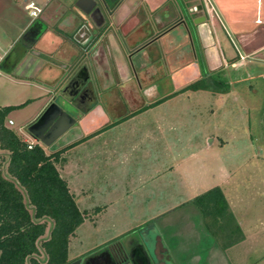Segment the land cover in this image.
<instances>
[{
	"label": "crops",
	"instance_id": "crops-1",
	"mask_svg": "<svg viewBox=\"0 0 264 264\" xmlns=\"http://www.w3.org/2000/svg\"><path fill=\"white\" fill-rule=\"evenodd\" d=\"M205 1L208 4V9L204 7ZM72 2L73 0H0V69L4 71L6 78L11 77L16 80L9 79L18 89L32 91L29 96H27L28 92L25 93V96L29 97L27 99L17 96L16 98H21L23 101L25 99L24 102L28 105L36 106L32 114L35 119L63 85L68 67L72 66L79 53L77 51L78 41L83 38L80 36L82 31L78 28V22L73 19L71 13L69 5H72ZM166 2L170 5L171 10L165 13V17H161L162 13L161 11L158 13V10L167 4ZM28 3H34L41 9L37 17L33 18L29 15ZM198 4H202L201 10L197 8L198 12H188V21H185L184 25L177 23L181 8L187 7L190 11ZM144 8L150 10L152 14L158 13L157 17L155 16L156 19L152 18L151 22H148L145 19L143 21L136 18V13L141 12ZM118 11L121 13L120 18L113 24L116 30L110 32L107 37L108 49L103 46L96 57L94 56L96 60L98 59L99 77L97 76L98 81L96 80L94 89L91 88L79 102L81 113L74 125L78 127L73 128L74 131H69V129L64 133L55 144L53 143L54 145L50 146L48 152L43 149L46 154H50L81 140L66 151L67 153L72 151L73 154L72 180L63 177L61 174L63 170L61 172L59 170V172L67 182L69 190L70 186H73L71 194L76 205L78 202V204L82 203L83 206L78 209L87 212L86 218L80 226L87 221V224L93 228L103 226V221L108 216L106 213L110 209V204H105L101 208L96 205L86 206L87 201L92 199L91 196L94 193L95 173L103 168L123 169V165L127 162V152L124 151L123 144L114 142L116 140L114 137L106 135V131L118 126L121 121L114 120V123L107 124L109 118L101 105H96L100 90H109L115 85L128 86L131 82L133 72L127 66L130 64L123 62V54L130 57L129 53L139 48L140 51L138 50L135 56L139 59V73L145 74V80L158 75L160 64H157L163 58V65L168 68L164 74L170 75V80L173 79L174 82L179 80L180 84L183 83L178 89L200 79L204 67L201 69L198 64L199 60L203 64L206 61L209 72L217 73L220 70L224 73L227 71L228 75L245 69L252 58H256L254 60L256 63L264 64V0H124ZM65 16L67 18L64 20ZM203 18L204 20H202ZM196 20L199 22L194 24L193 21ZM118 31H122V33H118ZM87 34L84 35L87 36ZM149 44V47L142 49L143 45ZM153 82V80H149L143 86V92L145 91L143 98L147 103L141 112L154 108L176 96V93L170 96L174 92L168 93L166 88L158 91V84H152ZM161 99H163L162 102L150 106ZM7 106L17 105L2 107ZM152 122L153 130L148 131L143 137L145 140H152L153 144L159 143L163 135L161 132L163 126L160 122L164 121L158 117L156 121ZM170 126L173 125L170 124ZM170 126L169 129H171ZM23 141L29 143L26 139ZM209 144L212 145L213 140H210ZM135 149L144 154V158L150 161L145 164L153 169V175H149L148 179L142 178V183L139 184L142 191H145L144 187L150 188L145 191L147 197L145 200H159L162 171L168 172V184H172L176 188L175 196L173 199H169L170 201L178 199L187 201V198L183 197L193 195V187L196 183H191L190 173L191 161L195 160L196 156L191 152V149L179 163L176 159L181 158L179 156H182L184 151H174L176 158H167V162L162 163L160 156H151L152 154L159 155L161 153L159 148L139 146ZM2 154L0 151V155ZM171 159L174 160L170 164ZM65 164L64 160L62 167L64 165V169L67 170L68 166ZM187 183L188 186H186ZM199 188L198 184L194 190L199 191ZM207 190L194 193L200 195ZM102 192L110 193L108 190ZM176 193L178 194L176 195ZM127 195L126 193L125 196ZM105 199L107 200V197ZM88 209L89 211H87ZM152 217L150 215L149 219ZM149 225L147 222L143 226L149 228L144 235L145 241L141 237L140 239L128 237L124 239L123 243L104 246L101 251L93 252L87 257L94 260L104 255L106 260H109V257L114 260L119 253H124L129 256V264H132L130 258L133 259L134 264H180L183 258L176 254L172 244L165 241L162 232L150 231ZM74 237L77 238L75 233L71 238ZM214 243L217 246V241L214 240ZM69 251L70 248H68V255ZM215 257H218V254H215ZM68 260L75 261V259L70 260L69 256ZM210 263L212 262L210 261Z\"/></svg>",
	"mask_w": 264,
	"mask_h": 264
},
{
	"label": "rangeland",
	"instance_id": "rangeland-1",
	"mask_svg": "<svg viewBox=\"0 0 264 264\" xmlns=\"http://www.w3.org/2000/svg\"><path fill=\"white\" fill-rule=\"evenodd\" d=\"M204 7L208 9L206 1ZM141 12L144 15L138 13L136 18L151 22L150 10L144 8ZM122 56L123 62L131 67L130 57ZM160 60L157 64H160L158 75L148 77L145 82L142 79L145 74L138 73L137 77L133 75L128 86L115 85L109 90H100L99 104L109 118L107 124L114 123V120L121 121L118 126L106 131V135L114 137V142L123 144L127 162L123 169L103 168L95 173L94 193L86 206L101 208L110 204L106 213L108 216L103 221L105 224L102 222L103 226L93 228L86 221L75 231L77 238L69 240V259H83L101 251L104 246L123 243L128 237H141L145 241L144 235L149 228L143 226L148 222L150 231L162 232L165 241L171 243L176 254L183 258L180 264H207L210 261V264H264V64L256 63V58H252L245 69L228 75L227 71L223 73L220 70L211 73L206 61L204 64L200 61L199 66L204 70L199 80L206 89L180 92L178 87L183 83L170 80V75L164 74L168 68L163 65V58ZM6 77L0 69V108L6 105L24 106L10 112L5 125L20 139L38 144L48 152L50 146L35 142L24 132L25 126L35 120L32 114L36 106L28 105L21 98L26 97L27 92L29 96L32 91L18 89L11 82L16 80ZM149 80L157 81L168 93L174 92L176 96L141 112L147 103L141 88ZM214 81L218 84H213ZM137 92L138 95H134ZM74 114L78 116L80 113ZM138 114L141 116H136ZM158 117L164 121L160 122L163 135L159 143L153 144L152 140H145L143 136L153 130L152 121ZM9 120L13 122L12 126L8 125ZM75 127L78 126L71 127L69 131H74ZM210 140H213L212 145L209 144ZM139 146L159 148L161 153L151 156H160L162 163H166L167 158H174V151L180 150L184 153L176 159L179 163L191 149L196 156L191 161V183L196 184L193 195L183 197L187 201L169 200L175 196L176 188L168 184V172L165 171L160 176L159 200H145V191L150 188L144 187L145 191H142L139 184L142 178L148 179L149 175H153V169L145 164L150 161L144 158V154L135 149ZM64 155L68 168L65 170L64 165L62 167L60 164L58 169L60 172L63 170V177L71 181L73 154L70 151ZM2 156L7 157V153ZM198 184L201 189L195 191ZM214 187H220L224 193L239 229L226 238L218 235L215 240L217 246L214 238L206 232L200 212L191 203V198L199 194L194 192ZM104 190L110 193L104 194ZM78 203V208H81L82 203ZM150 215L153 216L151 219ZM50 226L47 223L43 238H47ZM37 258L39 261L46 260L42 250Z\"/></svg>",
	"mask_w": 264,
	"mask_h": 264
},
{
	"label": "trees",
	"instance_id": "trees-1",
	"mask_svg": "<svg viewBox=\"0 0 264 264\" xmlns=\"http://www.w3.org/2000/svg\"><path fill=\"white\" fill-rule=\"evenodd\" d=\"M202 89L206 87L197 80L180 92ZM23 106L0 108V151L7 153V157L0 155V264H69V240L87 212L78 209L58 165L65 160L63 154L81 140L50 154L38 144L28 148L5 125L8 114ZM191 203L214 240L218 235L225 237L239 230L219 187L196 196ZM47 223L51 228L47 238H43ZM41 250L45 262L37 258Z\"/></svg>",
	"mask_w": 264,
	"mask_h": 264
},
{
	"label": "water",
	"instance_id": "water-1",
	"mask_svg": "<svg viewBox=\"0 0 264 264\" xmlns=\"http://www.w3.org/2000/svg\"><path fill=\"white\" fill-rule=\"evenodd\" d=\"M69 6L75 21L78 22L79 29L85 28V26L90 29V23L96 24V20L100 19L101 13L96 8L95 0H73L72 5ZM200 9L201 7H199ZM191 12H196V9L190 10ZM193 22L195 24L199 21ZM96 26L99 27V25ZM98 48H101V45ZM97 76L98 72L93 55L82 56L78 53L72 66L68 67L63 85L38 117L25 126L24 132L35 142L46 147L55 143L76 124L79 115L76 116L74 112L81 113L79 102L88 94V90L94 89L96 80L98 81ZM143 93L145 94V91ZM107 261L117 264L110 257ZM130 262L134 264L132 258H130ZM69 264H80V260Z\"/></svg>",
	"mask_w": 264,
	"mask_h": 264
},
{
	"label": "flooded vegetation",
	"instance_id": "flooded-vegetation-1",
	"mask_svg": "<svg viewBox=\"0 0 264 264\" xmlns=\"http://www.w3.org/2000/svg\"><path fill=\"white\" fill-rule=\"evenodd\" d=\"M95 1H96V8L101 13L100 14L101 16H100L99 20H96V24L93 22L90 23L91 29L86 28V26H85V28H80V31H82L83 35L85 33H88L87 36L86 35L83 36V35H81L82 34L81 33L80 36H82L83 39L78 41L77 51L82 56H86L87 54H89L90 56L93 55V57L94 56L96 57V55L100 52V49H101V48H98L99 45H101V47H103V46L107 47L108 46V38H107L108 34L110 32H113L114 30H116L115 27H113V24H114V22L118 21L120 18L121 13L118 11V8L121 5L122 1H124V0H95ZM199 7H201V9H202V7H203L202 4H200V5L198 4V6L193 7L190 10L196 9V12H198L197 8H199ZM181 9L182 10L179 11L180 14H179V17H177L176 21H177V23L179 22V23H182L184 25L188 21V15H189L188 12H190V11H189V9H187V7L181 8ZM170 10H171V7L167 3V4L163 5V7L160 8V10H158V13L161 11V13H162L161 17H165V13L169 12ZM138 13L140 14L142 12L138 11L136 14H138ZM155 13L150 14V19H152V18L156 19L158 13H156V14ZM67 16H65L64 20L67 18ZM95 17H96V14H95ZM73 19L75 20L74 17H73ZM96 25H99V27H97ZM118 33H122V31H118ZM143 46L144 47H142V49L149 47L150 44L149 45H143ZM107 49H108V47H107ZM149 49L150 48H148V50ZM138 50H139V48L135 49L129 53V55L131 57H133L130 60L131 61V67L130 68L132 69L133 75L135 77H137V74L140 72L138 70L139 59L135 56V54L138 52ZM149 51H151V50H149ZM95 57H94V61L96 62V68H97L99 66L97 64L98 59L96 60ZM189 58H190V55H189ZM199 62H200V60H199ZM198 64H200V63H198ZM97 70H98V68H97ZM142 79L145 82V76H143ZM155 83L157 84V81H154L152 84H155ZM138 85H140V84L138 83ZM163 88L164 87H161L160 85H158L157 90L162 91ZM141 91L143 92L142 88H141ZM88 92H89V90H88ZM134 95H138V92L134 93ZM99 97H98L96 105H99V99H100ZM97 110H96V113L98 112ZM79 260H80V264H112V263H108V261L106 260L104 255H102V257L101 256L97 257L94 260L91 258H88V257H85V258L79 259ZM114 261L117 264H129L128 263V257L126 255H124V253H122V254L119 253L117 255V258H114ZM41 262H45V261H41ZM72 262H74V261H72ZM72 262H70V263H72Z\"/></svg>",
	"mask_w": 264,
	"mask_h": 264
},
{
	"label": "built area",
	"instance_id": "built-area-1",
	"mask_svg": "<svg viewBox=\"0 0 264 264\" xmlns=\"http://www.w3.org/2000/svg\"><path fill=\"white\" fill-rule=\"evenodd\" d=\"M27 10H28V13L31 17L35 18L37 17L40 12H41V9L36 7V5L34 3H28L27 4ZM13 122L11 120L8 121V125H12ZM28 144V148H31L33 146V143H27Z\"/></svg>",
	"mask_w": 264,
	"mask_h": 264
}]
</instances>
